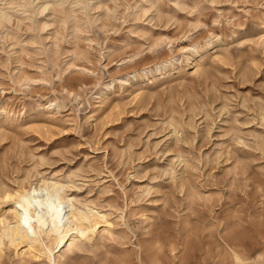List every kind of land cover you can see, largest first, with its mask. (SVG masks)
Segmentation results:
<instances>
[{
    "label": "rangeland",
    "instance_id": "rangeland-1",
    "mask_svg": "<svg viewBox=\"0 0 264 264\" xmlns=\"http://www.w3.org/2000/svg\"><path fill=\"white\" fill-rule=\"evenodd\" d=\"M21 2L0 1V198L35 211L56 182L111 227L0 264H264V0Z\"/></svg>",
    "mask_w": 264,
    "mask_h": 264
},
{
    "label": "bare ground",
    "instance_id": "bare-ground-1",
    "mask_svg": "<svg viewBox=\"0 0 264 264\" xmlns=\"http://www.w3.org/2000/svg\"><path fill=\"white\" fill-rule=\"evenodd\" d=\"M0 1L2 2L3 0ZM17 1L21 2L24 0ZM38 4L35 7L36 15H45L49 9L50 2L45 1ZM79 4L77 3V6ZM11 5L8 8H0V16L5 17L8 21H10V13L6 12V10L15 11ZM4 6H7V4L5 3ZM22 6L19 5V8ZM145 73L147 75H163L160 67H156L155 69L148 68ZM108 87L111 88L110 86ZM43 185L44 187L39 188L35 193L33 200L28 195L23 200L30 203L35 211L27 212L24 206H22L21 191H18L17 194L7 193L4 199L0 198V201H13L16 207L13 210V221H9L5 213L0 214V253H3L6 242L9 247L17 251L25 247L31 253L38 254L41 249L48 252L42 235L47 237L49 243L57 242L59 246L71 247L76 240L84 238L93 239L100 233L101 229L105 230L111 227L105 214L102 215L90 207H87L85 211L75 206L73 200L64 195L63 189L58 183L48 184L43 182ZM35 215L39 217L38 223L33 221Z\"/></svg>",
    "mask_w": 264,
    "mask_h": 264
}]
</instances>
